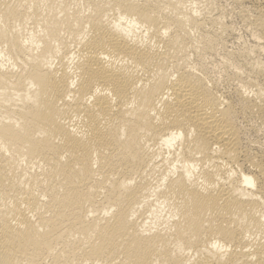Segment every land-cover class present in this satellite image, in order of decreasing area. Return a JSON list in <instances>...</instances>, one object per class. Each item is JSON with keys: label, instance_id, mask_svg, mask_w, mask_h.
I'll return each instance as SVG.
<instances>
[{"label": "bare ground", "instance_id": "obj_1", "mask_svg": "<svg viewBox=\"0 0 264 264\" xmlns=\"http://www.w3.org/2000/svg\"><path fill=\"white\" fill-rule=\"evenodd\" d=\"M204 1L0 0V264H264Z\"/></svg>", "mask_w": 264, "mask_h": 264}, {"label": "rangeland", "instance_id": "obj_2", "mask_svg": "<svg viewBox=\"0 0 264 264\" xmlns=\"http://www.w3.org/2000/svg\"><path fill=\"white\" fill-rule=\"evenodd\" d=\"M197 8L205 17L202 34L213 44L201 58L190 52V62L201 59L219 94L235 105L242 153L236 169L257 175L258 165L264 168V75L258 70L264 68V0H205Z\"/></svg>", "mask_w": 264, "mask_h": 264}]
</instances>
